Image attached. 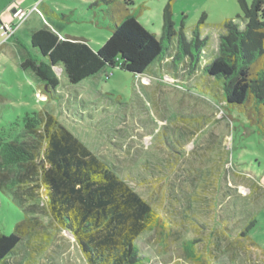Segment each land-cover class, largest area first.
I'll list each match as a JSON object with an SVG mask.
<instances>
[{
	"label": "rangeland",
	"instance_id": "obj_1",
	"mask_svg": "<svg viewBox=\"0 0 264 264\" xmlns=\"http://www.w3.org/2000/svg\"><path fill=\"white\" fill-rule=\"evenodd\" d=\"M132 1L129 10L159 39L169 0ZM43 2L65 15L59 19L39 7L43 18L60 24V36L82 39L93 49L109 37L111 16L117 19L123 14V0ZM24 11L21 18L14 16L22 22L33 12L29 23L42 27L41 21L32 19L40 18L41 12ZM171 11L176 32L182 26L189 40L196 28L198 38H206L211 50L217 47L222 24L241 15L237 0H172ZM11 27L12 35L16 29ZM17 56L0 53V139L11 140L22 132L26 112L55 115L171 227L165 241L156 230L139 236L136 244L143 264H264V134L243 113L233 110L229 117L204 79L177 77L155 61L143 74L106 66L70 84L57 66L59 83L48 97L33 72L20 68ZM153 173L162 175V180L138 184L142 174ZM10 189L0 186L4 234L25 218ZM42 204L39 196L33 214L38 220L35 233L17 244L20 263L87 264L79 243L55 225ZM182 239L195 242L183 250ZM230 242L233 245L227 249Z\"/></svg>",
	"mask_w": 264,
	"mask_h": 264
},
{
	"label": "trees",
	"instance_id": "obj_2",
	"mask_svg": "<svg viewBox=\"0 0 264 264\" xmlns=\"http://www.w3.org/2000/svg\"><path fill=\"white\" fill-rule=\"evenodd\" d=\"M237 2L241 15L222 24L215 50L206 38H198L196 28L189 40L182 26L177 32L173 29L172 0L163 8L159 39L129 10L133 1L123 0V14L117 19L111 16V33L97 49L82 39L38 28L29 33L32 51L23 57L20 68L31 70L52 97L59 83L57 66L70 84H77L106 66L137 75L157 61L177 77L204 79L229 117L233 110L243 113L264 134V0ZM44 13L65 17L54 11ZM22 127L11 140L0 139V186L11 188L25 212L12 232H0V264H21L16 247L22 237L35 233L38 220L33 214L39 196L55 225L79 243L87 264H143L136 244L139 236L156 230L165 241L170 235L171 227L159 211L55 115L44 110L26 112ZM161 176L142 174L137 182L153 185ZM181 242L186 250L195 240Z\"/></svg>",
	"mask_w": 264,
	"mask_h": 264
},
{
	"label": "crops",
	"instance_id": "obj_3",
	"mask_svg": "<svg viewBox=\"0 0 264 264\" xmlns=\"http://www.w3.org/2000/svg\"><path fill=\"white\" fill-rule=\"evenodd\" d=\"M13 6H15V9L12 8ZM39 7H43V11H51L48 5L43 2V0H0V26L12 25L16 29L14 33L7 39H3L0 35V53L3 52L4 54H9L11 52L17 54L19 66L23 57L26 56L29 51H32L29 41L30 31L38 28L48 27L59 35L60 24H55L54 22L56 21H53V19L51 22H49L45 18H43V16L41 15L43 14L42 10H40ZM33 8H36L41 13H38L40 15V18L37 16L34 17V15L32 16V19L35 18V22L37 20L41 21L42 27H35L29 23V20H31L30 17L33 12L28 14L27 18H25L22 22H20L18 18L14 16V13L17 11L23 12L24 10H29ZM9 9L10 13L8 12ZM19 37L24 38L25 41L21 40Z\"/></svg>",
	"mask_w": 264,
	"mask_h": 264
},
{
	"label": "built area",
	"instance_id": "obj_4",
	"mask_svg": "<svg viewBox=\"0 0 264 264\" xmlns=\"http://www.w3.org/2000/svg\"><path fill=\"white\" fill-rule=\"evenodd\" d=\"M23 14H24V12H22V11H17L14 13V15L17 16L18 18H21L23 16ZM0 29H1L0 35L4 39H6L11 35L13 28L10 25H1ZM37 96L40 98L39 94H37Z\"/></svg>",
	"mask_w": 264,
	"mask_h": 264
},
{
	"label": "water",
	"instance_id": "obj_5",
	"mask_svg": "<svg viewBox=\"0 0 264 264\" xmlns=\"http://www.w3.org/2000/svg\"><path fill=\"white\" fill-rule=\"evenodd\" d=\"M137 75H139V74H137ZM44 89L47 90L46 86H44Z\"/></svg>",
	"mask_w": 264,
	"mask_h": 264
},
{
	"label": "bare ground",
	"instance_id": "obj_6",
	"mask_svg": "<svg viewBox=\"0 0 264 264\" xmlns=\"http://www.w3.org/2000/svg\"><path fill=\"white\" fill-rule=\"evenodd\" d=\"M242 189H243V188H242ZM242 189H241V190H242Z\"/></svg>",
	"mask_w": 264,
	"mask_h": 264
}]
</instances>
